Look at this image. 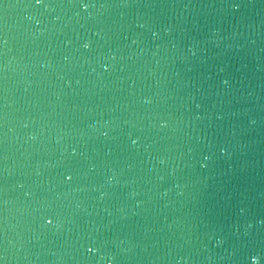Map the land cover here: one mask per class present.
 Here are the masks:
<instances>
[{
	"label": "water",
	"instance_id": "95a60500",
	"mask_svg": "<svg viewBox=\"0 0 264 264\" xmlns=\"http://www.w3.org/2000/svg\"><path fill=\"white\" fill-rule=\"evenodd\" d=\"M0 264H264V0H0Z\"/></svg>",
	"mask_w": 264,
	"mask_h": 264
},
{
	"label": "clouds",
	"instance_id": "9594fccd",
	"mask_svg": "<svg viewBox=\"0 0 264 264\" xmlns=\"http://www.w3.org/2000/svg\"><path fill=\"white\" fill-rule=\"evenodd\" d=\"M45 8H49V5H44ZM118 7L120 8H127L128 6L126 4H121ZM108 6L107 5H100L99 7L96 8L97 12L100 10H107ZM84 47H87V44L84 45ZM7 67V65H5ZM255 121H250V123H254ZM32 138V137H31Z\"/></svg>",
	"mask_w": 264,
	"mask_h": 264
},
{
	"label": "snow or ice",
	"instance_id": "6c2138e0",
	"mask_svg": "<svg viewBox=\"0 0 264 264\" xmlns=\"http://www.w3.org/2000/svg\"><path fill=\"white\" fill-rule=\"evenodd\" d=\"M37 2L39 3V0H37Z\"/></svg>",
	"mask_w": 264,
	"mask_h": 264
}]
</instances>
